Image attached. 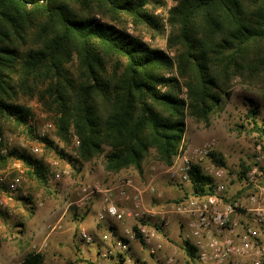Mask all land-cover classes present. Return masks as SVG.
Here are the masks:
<instances>
[{"label": "trees", "instance_id": "1", "mask_svg": "<svg viewBox=\"0 0 264 264\" xmlns=\"http://www.w3.org/2000/svg\"><path fill=\"white\" fill-rule=\"evenodd\" d=\"M173 1L171 56L120 25L157 29L148 0H0V135L6 123L29 125L32 111L21 99L37 97L56 115L62 139L77 135V163L103 157L108 172L142 173L154 150L172 165L188 117L208 123L237 84L264 89V0ZM258 113L256 105L247 115L264 136ZM3 148L0 141V163L18 157L32 179L48 183L44 160L9 148L4 155ZM211 156L226 164L219 152ZM241 166L244 180L252 165ZM190 174L197 193H213V179L199 165ZM183 249L193 262L195 247L184 240ZM23 264H45L44 255L31 253Z\"/></svg>", "mask_w": 264, "mask_h": 264}, {"label": "rangeland", "instance_id": "2", "mask_svg": "<svg viewBox=\"0 0 264 264\" xmlns=\"http://www.w3.org/2000/svg\"><path fill=\"white\" fill-rule=\"evenodd\" d=\"M174 4V1L173 3ZM146 8L153 15L158 22V28H150L145 24H135L132 21H125L120 25L128 30L131 34L137 35L148 42L154 48H160L166 50L171 56H174V51L169 50L167 46V39L170 34L171 26L169 24V4L165 1L148 0ZM176 74V72H175ZM181 97L187 99V88L182 86ZM21 101L30 107L31 126H17L14 123H6L3 125L2 143L4 147L16 150L20 153L35 156L36 158L44 160L49 158L52 160H58L62 166L71 164V171L65 175L59 182H54L50 173L49 181L43 185L37 180L32 179L28 175V170L25 173V189L27 191L26 196L17 195L12 196L11 204L15 205L14 218L5 214L4 222H0V259H4L3 262L7 264H23L24 258L34 252H41L44 255L45 264H63L66 261H72L75 259V264H126L121 261V253L116 256L102 257V251L105 245L96 241L93 244L80 247L75 245V248L67 242V235L61 233L59 226L61 223L50 222L43 219L41 216L35 217V220L30 223L31 228L26 229L25 221L29 218L30 214H34L39 209L37 205L38 200L44 203V209L47 206H53L55 210H63L67 204L74 202L78 199L79 194L66 193L67 189L63 188V180L67 177L72 178L75 182V191L78 192L83 183L98 181L103 184L107 183V180L114 178L115 173L106 171L104 168V158L98 157L91 161L73 163L70 161V156L75 149L73 137L74 133L71 132L69 140L65 141L60 137L57 132L55 124L56 115L48 110L42 102L36 98H22ZM258 106V122L264 128V89L252 88L250 86L237 84L228 100L224 102L222 108H217L212 113L208 123L202 121H196L195 119L187 118V127L184 135V140L181 144L184 147L190 145H200L209 140H215L216 145L213 151L219 152L226 161L224 165L229 171L231 178L230 183L227 185L228 193L234 194L242 185L240 174L242 172L241 164L254 166L258 157L264 155V136L260 132L254 130L253 123L248 117V110L251 107ZM45 121H51L55 124L56 129L50 133L51 146L45 148L43 155H34L31 152V146L38 142L37 134L41 130ZM179 153V152H178ZM175 161V159H174ZM14 158H10L5 163H0V170L6 169L12 166ZM22 166L28 168V166L21 160ZM145 162L150 163L156 169V174L159 179L168 180L165 183L169 189L167 197H151L148 195V204L150 206L164 205L180 199L185 192L190 191L192 185L187 187L179 181L171 180L166 173V169L169 167L160 162L154 150L151 151ZM174 163V162H173ZM171 166V165H170ZM131 176V174H128ZM91 179L89 180L88 178ZM87 178V179H86ZM118 178L115 177L114 179ZM213 179V178H212ZM213 179V184H215ZM75 184V185H74ZM67 188V187H66ZM73 190V189H71ZM157 190L155 191V193ZM154 193V194H155ZM31 198L32 200H28ZM55 205V206H54ZM88 206L86 210L81 211L75 203H72L70 210L77 214L80 219L88 212V217L94 222L97 218V207L93 209ZM43 208H40V210ZM91 209V210H90ZM37 214V213H35ZM173 223L174 233L166 234L168 242H171L175 251L172 253L176 256L177 260L174 264H188L185 251H183V236L186 232L181 219L175 218ZM43 227L42 231L38 230L40 226ZM15 224L21 225V229L14 230V236H11V230L9 227ZM56 227L54 238L45 242L46 232ZM51 226V227H49ZM37 230H36V228ZM46 229V230H45ZM110 232L117 240H121L123 235L115 232L110 228H104L102 232ZM55 233V232H54ZM88 233L92 234L88 231ZM94 235V234H93ZM97 236V235H96ZM75 238H81L79 230H75ZM132 263L130 264H164L163 259H158L154 256H150L148 252L137 245H134L131 251Z\"/></svg>", "mask_w": 264, "mask_h": 264}, {"label": "built area", "instance_id": "3", "mask_svg": "<svg viewBox=\"0 0 264 264\" xmlns=\"http://www.w3.org/2000/svg\"><path fill=\"white\" fill-rule=\"evenodd\" d=\"M158 1L167 2L169 9L174 5L173 0ZM55 129L53 122L45 121L37 134L38 142L31 146L34 155L44 154L50 133ZM73 142L74 146H79L77 135H74ZM215 145V140L186 148L181 144L174 163L166 169L171 180L193 187L190 173L194 165H199L205 175L216 180L214 191L210 194L197 193L192 188L173 202L149 206L145 194L155 193L153 180L145 187L130 175L120 176L110 185L98 181L83 183L79 199L74 202L80 209H86L94 196L100 194L102 207L97 214L99 222L109 218L123 223L130 219L132 224L125 228L121 240L108 231L99 236L82 231L81 239L88 244L99 240L105 245L103 257L121 253L126 264L132 263L134 245L145 249L150 256L163 259L164 264H174L177 260L174 254H163L168 241L163 230L168 227L171 218L177 217L186 227L183 239L196 249V259L193 262L188 260V264H264V155L258 157L238 190L243 187L249 189L243 196L233 199L238 190L234 194L227 192L231 178L227 168L211 156ZM2 153L7 154L6 147ZM72 156L75 162L79 160L77 149ZM13 158L15 162L12 166L0 170V211L6 215L15 211L11 204L12 196L27 195L24 182L29 168L22 166V159ZM44 161L54 182H59L71 171V164L62 166L58 160L49 158ZM37 205L42 206L43 202L38 200Z\"/></svg>", "mask_w": 264, "mask_h": 264}, {"label": "crops", "instance_id": "4", "mask_svg": "<svg viewBox=\"0 0 264 264\" xmlns=\"http://www.w3.org/2000/svg\"><path fill=\"white\" fill-rule=\"evenodd\" d=\"M131 174V176L135 179V181L142 187H145V185L147 183H149L150 181L153 180L154 185L156 187L157 192L155 194H152L150 192H146L145 194V201L148 204V195L151 197L152 195L154 197H162L163 199H165V197H167V193H168V189L169 187L165 184L168 182V180H162L159 179L157 174H156V169L154 166L150 165V163L145 162L144 163V170L142 173H139L137 171V169L131 167L128 169H123L118 173H115V175L113 176L115 177H120V176H124V175H128ZM114 178H111L107 180V183H105V185H110L113 183V181L115 180ZM87 179V178H86ZM89 180L91 179L88 178ZM74 180L70 177H67L63 180V188L67 189L66 193H73L74 194L72 196L76 194H79V190L78 192H76L75 186L73 187V182ZM75 185V184H74ZM185 186V185H184ZM67 187V188H66ZM186 187V186H185ZM73 189V190H71ZM79 199V197H78ZM78 199H76L75 201H77ZM152 199V197H151ZM74 201V202H75ZM73 201L68 203L66 208L59 211V210H55V208L53 206H47V208L45 207L44 209V203L42 206H39V210L35 213L37 214H33V216L29 219H27L25 221V227H27L26 229L28 230V228H31L30 223H32L35 220V217L37 216H41L43 219L45 220H49L50 222H56V223H61V225L59 226V229H61V233H63L64 235H67L69 237H67V242H69L72 247L75 248V245H78L79 248L80 247H84L85 245H88V243L84 242L81 238H75V230H79V235L81 234L82 231H86V232H91L94 235H101L104 228H110L115 230V232L119 233L120 235H124L125 234V228L128 226H131L132 221L130 219L126 220L123 223H119V222H114L113 220L107 218L106 220L99 222L97 220V218L95 219V221L93 222L89 217L88 214L90 211H88L83 217L82 219H80V217L77 216V214L73 213L72 210H70V206L72 203H74ZM16 203L14 202V207H15ZM55 206V205H54ZM94 206L97 207V214L101 211V207H102V196L100 194H97L96 196H94L93 201L91 203V209L94 208ZM150 206V205H149ZM40 208H43L40 210ZM90 209V210H91ZM81 211L86 210V209H80ZM14 213L9 214V216L11 218H14ZM5 215L4 216H0V222H4L5 220ZM176 217L171 218L170 223L168 225V227H166L163 230V233L165 236H167L166 234H169V230L171 233H174L173 230V223L175 222ZM38 226H40L41 224L37 223ZM21 226V225H20ZM19 225L15 226V224L12 225V227H9L11 232V236H14V230L16 229H21ZM1 227V226H0ZM51 227V226H49ZM56 225L52 227V229H49V231H45L46 232V238H45V242L48 243V240H51L52 238H54L55 234L58 233L59 231H56ZM36 228V227H35ZM40 231H42L43 227H38ZM22 230V229H21ZM37 230V228H36ZM46 230V229H45ZM55 232V233H54ZM175 251L174 247H172L171 242L166 241L165 244V249L163 251V254L165 256H169L171 255L173 252ZM184 251V250H183ZM176 253V251H175ZM102 255V254H101ZM186 255V253H185ZM103 257V256H102ZM187 257V255H186ZM75 260V259H73ZM4 259H0V264H7L6 262H3ZM64 264V263H63Z\"/></svg>", "mask_w": 264, "mask_h": 264}, {"label": "bare ground", "instance_id": "5", "mask_svg": "<svg viewBox=\"0 0 264 264\" xmlns=\"http://www.w3.org/2000/svg\"><path fill=\"white\" fill-rule=\"evenodd\" d=\"M184 241V240H183Z\"/></svg>", "mask_w": 264, "mask_h": 264}]
</instances>
